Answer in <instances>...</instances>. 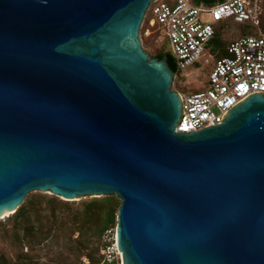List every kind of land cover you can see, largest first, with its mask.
Returning a JSON list of instances; mask_svg holds the SVG:
<instances>
[{
	"label": "water",
	"instance_id": "1",
	"mask_svg": "<svg viewBox=\"0 0 264 264\" xmlns=\"http://www.w3.org/2000/svg\"><path fill=\"white\" fill-rule=\"evenodd\" d=\"M151 1L0 0V219L34 190L116 195L121 264H264V92L178 130Z\"/></svg>",
	"mask_w": 264,
	"mask_h": 264
},
{
	"label": "built area",
	"instance_id": "2",
	"mask_svg": "<svg viewBox=\"0 0 264 264\" xmlns=\"http://www.w3.org/2000/svg\"><path fill=\"white\" fill-rule=\"evenodd\" d=\"M263 0H220L212 4L194 0H152L142 31L153 32L157 25L171 45L177 71L205 62L211 63L208 85L193 93L180 92L183 102L181 131L199 130L221 121L223 114L253 92H264V30L261 29ZM209 15L212 21L203 20ZM234 20L251 25V32L230 40L225 55L216 58L211 41L221 23ZM147 22V23H146ZM148 25V26H146ZM256 29H255V27ZM104 262L121 264L117 247L116 225L107 227L101 236Z\"/></svg>",
	"mask_w": 264,
	"mask_h": 264
},
{
	"label": "rangeland",
	"instance_id": "3",
	"mask_svg": "<svg viewBox=\"0 0 264 264\" xmlns=\"http://www.w3.org/2000/svg\"><path fill=\"white\" fill-rule=\"evenodd\" d=\"M261 4L260 27L264 30V0ZM203 20L212 21L209 15H203ZM151 29L150 35H145L141 29L145 50L154 57L170 52L171 45L165 40L164 32L157 25ZM251 29L254 28L248 23L230 20L221 23L218 32L227 43ZM209 57L206 53L198 64L174 75V89L185 94L205 89L212 66L205 62ZM103 197L87 195L67 200L50 191L29 192L21 204L24 214L13 213L0 219V254L6 257V264H104L99 233L104 214L87 210L91 200ZM116 198L119 207L121 201ZM89 255L97 262L92 263Z\"/></svg>",
	"mask_w": 264,
	"mask_h": 264
},
{
	"label": "trees",
	"instance_id": "4",
	"mask_svg": "<svg viewBox=\"0 0 264 264\" xmlns=\"http://www.w3.org/2000/svg\"><path fill=\"white\" fill-rule=\"evenodd\" d=\"M194 1L197 2V3L203 2V3H206V4H212V3L216 2V0H194ZM225 22H227V21H225ZM225 22H223V23H225ZM229 42L226 43L223 40L221 33H219L218 30H217L214 38L211 41V51H212V53L214 54V56L216 58L226 54V52H227L226 47H227V44ZM156 57H159V58L167 57L172 69L175 72H178L174 57L172 56V54L170 52L158 53L156 55ZM117 209H118V199L116 198L115 195H107V196H104L102 199L95 198V199H93V200H91L89 202V204L87 206V210L89 212L103 211L104 218H103V221H102L101 229L99 231L101 236H102L104 230L107 227H110V225H112V226L116 225ZM24 213H25V209L21 205L19 207V209L14 214L21 215V214H24ZM88 257L90 258L92 263H96L97 262L90 255ZM6 263H7L6 257L4 255L0 254V264H6ZM104 264H118V263L117 262H111V263L104 262Z\"/></svg>",
	"mask_w": 264,
	"mask_h": 264
},
{
	"label": "bare ground",
	"instance_id": "5",
	"mask_svg": "<svg viewBox=\"0 0 264 264\" xmlns=\"http://www.w3.org/2000/svg\"><path fill=\"white\" fill-rule=\"evenodd\" d=\"M10 214H11V212H6V214H4V217L1 218V219H4L6 216H8V215H10Z\"/></svg>",
	"mask_w": 264,
	"mask_h": 264
},
{
	"label": "flooded vegetation",
	"instance_id": "6",
	"mask_svg": "<svg viewBox=\"0 0 264 264\" xmlns=\"http://www.w3.org/2000/svg\"><path fill=\"white\" fill-rule=\"evenodd\" d=\"M163 58V57H162Z\"/></svg>",
	"mask_w": 264,
	"mask_h": 264
}]
</instances>
